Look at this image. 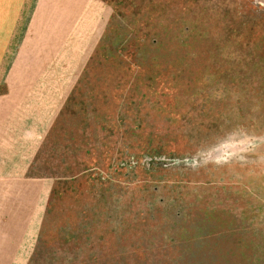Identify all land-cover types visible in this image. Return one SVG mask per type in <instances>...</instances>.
I'll return each instance as SVG.
<instances>
[{
	"label": "rangeland",
	"instance_id": "1",
	"mask_svg": "<svg viewBox=\"0 0 264 264\" xmlns=\"http://www.w3.org/2000/svg\"><path fill=\"white\" fill-rule=\"evenodd\" d=\"M102 2L105 34L44 27L32 59L65 88L17 264H264V0Z\"/></svg>",
	"mask_w": 264,
	"mask_h": 264
},
{
	"label": "crops",
	"instance_id": "2",
	"mask_svg": "<svg viewBox=\"0 0 264 264\" xmlns=\"http://www.w3.org/2000/svg\"><path fill=\"white\" fill-rule=\"evenodd\" d=\"M40 2L0 0V85L8 88L0 93V264H17L18 248L31 244L50 194V182L28 172L53 121L44 117V105L58 106L65 86L61 78L51 87L56 92L44 95V69L32 74V59L44 57L41 32L67 26L74 40L95 42L111 13L102 0H44V10Z\"/></svg>",
	"mask_w": 264,
	"mask_h": 264
},
{
	"label": "trees",
	"instance_id": "3",
	"mask_svg": "<svg viewBox=\"0 0 264 264\" xmlns=\"http://www.w3.org/2000/svg\"><path fill=\"white\" fill-rule=\"evenodd\" d=\"M107 28H108V27H105L104 34H105V32L107 31ZM254 42H255V41H254ZM258 43H259V44H262L263 47H264V40L258 39ZM263 47H262V49H263ZM260 49H261V48H260ZM263 52H264V50H263ZM191 58H195L196 63L199 65V62H198V60L196 59L195 56H192ZM206 63H214V62L206 61ZM214 64H217V63H214ZM190 65L195 66L194 61H192V62L190 63Z\"/></svg>",
	"mask_w": 264,
	"mask_h": 264
}]
</instances>
